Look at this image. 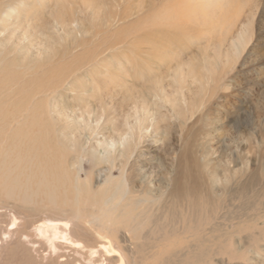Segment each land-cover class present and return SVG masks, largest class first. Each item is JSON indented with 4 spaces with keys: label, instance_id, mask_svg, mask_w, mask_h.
<instances>
[{
    "label": "rangeland",
    "instance_id": "rangeland-1",
    "mask_svg": "<svg viewBox=\"0 0 264 264\" xmlns=\"http://www.w3.org/2000/svg\"><path fill=\"white\" fill-rule=\"evenodd\" d=\"M89 1L97 15L84 0H0V135L35 113V130L83 185V207L125 180L128 195L106 215L122 222L116 238L90 224L98 211L77 216L87 236L77 231L76 240L109 251L96 264L120 256L122 264H264V0ZM216 53L223 63H213ZM188 64L200 84L186 78L176 94L171 76ZM134 111L135 150L71 168L81 151L68 139L96 148L122 134ZM58 218L0 202V227H15L16 238L33 239L32 228ZM129 218L136 229L127 233ZM17 249L8 246L9 260L28 264ZM64 255L58 263L90 264L86 252Z\"/></svg>",
    "mask_w": 264,
    "mask_h": 264
},
{
    "label": "bare ground",
    "instance_id": "bare-ground-1",
    "mask_svg": "<svg viewBox=\"0 0 264 264\" xmlns=\"http://www.w3.org/2000/svg\"><path fill=\"white\" fill-rule=\"evenodd\" d=\"M88 1H86L88 4L85 3V7L90 8L96 14L99 6L96 3L92 4V2L89 3L90 1ZM6 14L12 13L8 12ZM246 31V28L243 27L232 42L231 47L234 50L242 46ZM54 42L55 38H52L50 45L52 46ZM50 45L45 46L40 51L46 55L49 54L51 51ZM214 57L213 63L215 61L223 63V60H220L222 57L219 54L216 53ZM186 68L187 70L176 69L171 76V87H173L176 94H178L177 92L186 78H191L193 82L197 83L202 78L200 77L199 79L193 67L189 64ZM162 98L170 104H173L175 101V99L167 95H163ZM146 103L145 100L142 102V112L147 115L150 114L151 109L148 108ZM19 121L15 122V128L11 127L10 135H0V202H13V206L30 208L34 206L42 208L45 211L59 212L65 218L55 220L45 219L42 223L32 228V233H34L33 239H28L29 237L27 236L29 235H21L19 238H16L17 232L13 226L10 229H2L0 227V264H12L7 255L8 246L13 243L17 244L18 255L21 254L22 257H25L28 264H61V262L58 263L57 261H59V258L65 256V249H70L74 255L80 256V258L86 252L90 257V264L98 263L94 257L101 253H108L109 251H106V247L103 244L97 249L90 248L89 246L86 247L81 242H78L75 234L77 231L79 234H81L80 232L83 233V229L79 228L75 222L80 211H98L90 216L92 220L90 224L96 225L103 234L109 233V237L111 235L112 238H116L113 233L116 232L117 227L122 222H115L113 224L115 226H113L111 225V221L107 220L106 215H108L107 211H117L121 206L122 199L128 195L129 192L125 180L123 179L119 184H115L110 193L102 198L99 203L95 201L88 208L83 207L79 201V192L82 190L83 185L78 183V180L75 178L72 181L69 180V173L64 170L63 163L61 162L63 156H61L62 154L58 155L60 147L58 146L59 149H57V144L52 146L51 143H48L47 135L43 136L41 135L42 131L35 130L39 125L35 113L27 115L24 118V122L20 125H18ZM140 122L139 113L134 111L128 114L124 121V132L107 141H96V148L90 147L88 149L86 148L87 146L82 147L76 136L71 137L65 144L75 149L79 148L81 151L80 155L72 162L71 168L79 167V162L82 158L87 157L93 163L105 161L108 164L114 160V152L125 156L130 151L135 150L138 142L137 132ZM0 130L2 132L3 127ZM99 148H102L104 151L101 156L97 153ZM75 211L77 212L75 213ZM125 224L127 233L132 229H136L132 226L130 218L125 221ZM83 235L87 236L86 233H83ZM104 238L107 237L104 236ZM42 250L47 252L44 256L40 254ZM111 251L114 252V250ZM109 256L107 255V257ZM107 260L109 261L110 259ZM118 261L122 264L121 256ZM102 264H104V261Z\"/></svg>",
    "mask_w": 264,
    "mask_h": 264
}]
</instances>
